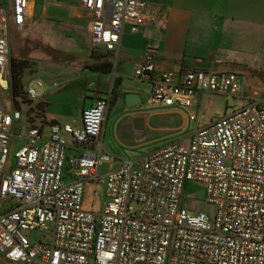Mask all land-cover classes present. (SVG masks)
<instances>
[{"label":"built area","instance_id":"obj_1","mask_svg":"<svg viewBox=\"0 0 264 264\" xmlns=\"http://www.w3.org/2000/svg\"><path fill=\"white\" fill-rule=\"evenodd\" d=\"M8 1L0 16L3 90L10 82L9 23L22 29L34 0ZM81 5L91 16L90 46L107 53L118 50L124 25L137 33L163 14L142 0ZM133 77L151 85L152 103L186 109L204 92L243 103L181 142L100 174L111 161L101 142L111 94L82 110L79 127H29L16 150L26 116L7 111L0 100V264H264V97L241 96L231 72L157 71L150 52L135 64ZM26 97L33 103L41 92L28 87ZM71 146L81 149L67 159ZM186 182L204 186L213 215L183 211ZM89 189L94 199L103 191L101 207L84 206ZM32 232L44 236L31 241Z\"/></svg>","mask_w":264,"mask_h":264},{"label":"crops","instance_id":"obj_2","mask_svg":"<svg viewBox=\"0 0 264 264\" xmlns=\"http://www.w3.org/2000/svg\"><path fill=\"white\" fill-rule=\"evenodd\" d=\"M142 1L159 8L163 14L155 22L140 28L137 33H132L129 25H124L119 47L115 53H107L103 48L91 49L88 34L91 16L83 9L81 0H34L22 29L17 30L9 23V36L11 32H15L25 39V34L36 16L37 4H40L41 11H38L40 21L48 22L51 29L53 26L57 28L53 33L58 43L54 51L59 57L69 55L73 58V62L77 63L67 64L57 60L52 64L47 62L39 66L33 50L19 60H16L9 50L10 74L12 63L28 61L29 64L27 67L20 66L16 71V75L21 77L16 97L13 96L12 76L10 77L9 88L4 90L8 92L10 98L6 110L14 109L23 113L26 116L24 128L36 126L47 132L51 123L79 127L82 110L91 107L96 100L111 94L112 100L101 133L104 152L111 157L106 172L120 167L124 162H137L147 155L148 153L141 155L137 150L151 142L148 137L149 132L183 133L186 131V125L196 120L195 115L187 110L194 106L202 93L197 94L192 106L186 109L150 101L151 85L133 77L135 64L141 62L146 53L153 54L157 71L174 69L183 72L188 69H198L211 74L231 72L237 75L240 84L241 73L248 74L249 81L253 83L255 77L262 76L257 70L260 68L258 53L260 45L264 42V0ZM9 8L8 0H0V16ZM49 9L52 11L54 9L55 13ZM102 63H109L110 69L103 71L100 67ZM39 73L47 77L45 80L47 85L53 83V116L51 117L47 110L50 100L46 91L50 90V87L44 86L43 90L38 87L41 97L36 102L31 103L26 97L27 88L32 87L31 78ZM56 83L59 88L54 87ZM258 90L260 89L250 87L245 93L247 95L256 93L264 97V94ZM70 94L73 95L72 99L76 98L81 103L69 101ZM126 94L137 95L140 103L135 107L127 108ZM87 103L88 107H86ZM114 105H116L114 113L116 119L112 127L113 139L115 138L117 145L130 151L120 156L112 155L103 143L109 110ZM150 105L156 106L150 107ZM29 111L34 117V114L40 111L42 118L40 120L35 118L31 123L27 118ZM191 115L194 116V120H190ZM136 120L141 122L135 123ZM154 123L160 126L155 127ZM193 133L173 142H181ZM80 149L75 146L69 147L66 153L67 159L78 153ZM100 192L103 196V191ZM95 199H98L97 195ZM95 199L91 194L93 203L90 204L86 196L84 206L87 209L100 207L101 203L98 201L95 204Z\"/></svg>","mask_w":264,"mask_h":264},{"label":"rangeland","instance_id":"obj_3","mask_svg":"<svg viewBox=\"0 0 264 264\" xmlns=\"http://www.w3.org/2000/svg\"><path fill=\"white\" fill-rule=\"evenodd\" d=\"M73 1V0H72ZM41 11V5L37 4L36 7V16L34 20L31 22V27L29 30L26 32V36L24 37L25 39H22L20 34H16L15 32H11L9 36V50L12 51V54L16 60L22 59V56H25L26 54L32 52L34 56L38 60L39 66L45 65L47 62L52 64L54 61L61 60L67 64H71L73 62V58L68 56L59 57V54L54 51L56 50V42L55 37H53L54 30H57L56 26H53V29L49 26L48 22L46 23L45 21H40L39 19V12ZM49 11L55 13L54 9H49ZM52 22V21H51ZM22 39V40H21ZM20 40V41H19ZM26 40V42L24 41ZM19 41V43H17ZM24 42L25 44H22ZM30 43V44H29ZM91 47V46H90ZM92 49V47H91ZM11 55V54H10ZM25 59V58H24ZM258 59H259V69L257 70L260 72L262 75L259 77L264 84V42L260 45V52L258 53ZM46 60V61H45ZM30 62V61H29ZM24 67L28 66V61L22 62ZM17 68V64H16ZM42 68V67H41ZM8 76H12L10 74V69H9V74ZM249 75L244 74L240 75L239 80L241 82L242 86V94L241 96H247L245 93L247 88L249 89L248 81H249ZM16 79L20 82L21 77L16 75ZM45 80H47V77L44 74H35L31 78V82H33L31 85L32 87L39 92V88L34 84L36 81L41 82L45 87H50V90L48 91V99L50 100V106H48V115L51 117L53 116V83L51 82V85H47L45 83ZM58 84L56 83L54 87H57ZM59 88V86H58ZM56 88V89H58ZM45 91V92H46ZM264 94V89L258 90ZM71 95V98L68 99L69 101H73L74 103H81V101H77L76 98H73V95ZM0 100L2 104L6 107L9 104V96L8 92H5L4 90L0 89ZM242 97H232L228 95H219V94H214V93H208L204 92L202 93L199 98L195 101L194 106L191 109H188V112H191L192 114L195 115V121H190L188 125H186V131L183 133H169V132H164V131H153L148 133V137L151 140V142L137 150V152H140L141 155L149 154V152L162 147L163 145L180 140L183 136L195 132L197 129H202L204 128L207 124H209L212 120L218 119L226 114H230L232 111L237 110L241 107L242 105ZM88 103L86 107H88ZM156 105H150V107H155ZM227 106V108H226ZM226 108V110H225ZM75 111V110H74ZM116 111V105L112 106L109 110V117L106 121L105 124V136H104V146L109 149L112 153V155H122V154H127L130 151L120 147L115 143V138L113 139V132H112V127L113 123L116 119V116L114 115ZM77 115V111L75 112ZM34 114V113H32ZM35 117L31 118V113L30 111L27 113V118L29 121L32 123V121L36 118L39 120L42 118L40 111L34 114ZM155 127H159L160 125L158 123H154ZM27 129H23L22 137L23 138H18L16 137L14 139V150L20 148L22 145L25 143L24 137L27 135ZM114 152V154H113ZM109 164H104L103 166L100 167V174H104L108 169H109ZM69 164L66 160L65 166L63 169L64 173V182H68L70 180V175L69 172L70 170ZM90 189L88 190V195H87V200L91 202V194H90ZM97 198L95 199V204L99 201L101 203V206L104 202V198L99 191L97 193ZM5 206V204H4ZM100 206V207H101ZM182 208L184 209L183 211L188 214H194L197 212H204L208 216L213 215L215 208L211 204H207L205 202V188L202 184L197 183V182H186L183 193H182ZM27 235V233H24ZM29 238L31 241H36L39 238H43L44 234L41 232H32L29 235Z\"/></svg>","mask_w":264,"mask_h":264},{"label":"water","instance_id":"obj_4","mask_svg":"<svg viewBox=\"0 0 264 264\" xmlns=\"http://www.w3.org/2000/svg\"><path fill=\"white\" fill-rule=\"evenodd\" d=\"M255 82L249 81V87L254 89H264V84H262L261 79L257 76L255 77ZM140 103L139 97L135 94H126L125 95V105L127 108L135 107ZM141 122L140 120H136L135 123Z\"/></svg>","mask_w":264,"mask_h":264},{"label":"trees","instance_id":"obj_5","mask_svg":"<svg viewBox=\"0 0 264 264\" xmlns=\"http://www.w3.org/2000/svg\"><path fill=\"white\" fill-rule=\"evenodd\" d=\"M16 64H17V68H16ZM11 80H12V92H13V96H18V90H19V86H20V82L16 79V71L20 66H23L22 61H19L18 63H12L11 64ZM102 67L101 69L103 71H107L110 69V64L109 63H102V65L100 66Z\"/></svg>","mask_w":264,"mask_h":264},{"label":"flooded vegetation","instance_id":"obj_6","mask_svg":"<svg viewBox=\"0 0 264 264\" xmlns=\"http://www.w3.org/2000/svg\"><path fill=\"white\" fill-rule=\"evenodd\" d=\"M254 78V77H253Z\"/></svg>","mask_w":264,"mask_h":264}]
</instances>
